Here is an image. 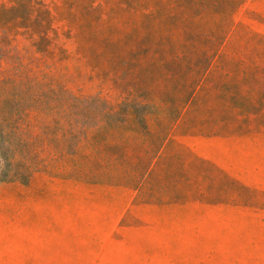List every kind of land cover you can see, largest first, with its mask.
Here are the masks:
<instances>
[{
    "label": "rangeland",
    "instance_id": "374dc122",
    "mask_svg": "<svg viewBox=\"0 0 264 264\" xmlns=\"http://www.w3.org/2000/svg\"><path fill=\"white\" fill-rule=\"evenodd\" d=\"M32 1L66 19L55 25L66 53L45 62L30 42H17V50L27 70L57 69L76 93L113 98L136 86L167 108L159 100H182L191 91L181 78L201 75L198 50L172 58L169 47L182 36L178 29L170 36L162 20L152 25V52L126 48L121 38L138 19L126 22L121 0ZM206 1L211 7L200 25L220 26L228 38L151 173L145 170L162 140V118L151 109L150 132L121 114L0 119V181L31 177L34 198L52 203L57 194L63 264H264V0ZM70 27L76 44L67 40ZM111 39L118 40L112 57ZM113 127L124 130H107ZM14 138L23 144H10ZM75 147L73 173L63 155ZM121 151L126 160L112 163L110 153ZM111 165H118L112 179L96 175V167Z\"/></svg>",
    "mask_w": 264,
    "mask_h": 264
},
{
    "label": "trees",
    "instance_id": "16d2710c",
    "mask_svg": "<svg viewBox=\"0 0 264 264\" xmlns=\"http://www.w3.org/2000/svg\"><path fill=\"white\" fill-rule=\"evenodd\" d=\"M205 1L121 0L120 2L121 6L128 9V11L125 10L126 22L138 19V25L131 28L127 35L121 38L126 48L135 50L138 47L141 52H152L149 50L153 36L152 25L156 20H162L171 29L170 36L175 29H178L182 36L181 42L178 44L171 43L172 45L169 47L174 60H180L184 57L187 47L198 50L201 53L200 58H203V61L199 58L200 61L196 64L198 72H201L200 77L194 79L181 78L182 87L189 83L191 91L187 92L186 98L182 100H159L164 105L166 102L168 104L167 108L160 107L154 101L155 98L150 91L140 92L136 86H134V90H125L122 95L114 96L113 98L101 93L83 95L69 89L57 69L53 70L37 66L27 70L28 64L24 60V55L17 50V42H30L37 60L47 62L58 59L59 53L65 54L66 50L59 45V26L55 25L66 19H57L43 4L32 0H7V3L0 2V119L27 118L31 116L75 117L121 114L127 118H134L133 120L136 118L140 119L142 122L140 125L144 127L143 129L150 132L151 130L147 125V116L154 113L159 118H162L159 121L160 124H158L162 129V140L156 154L151 155L149 158L145 172L146 174L151 173L165 143L168 141L170 132L173 131L175 124L185 115L187 109L194 101L196 88L202 83L204 74L211 68L214 59L220 55L221 49L228 38V31L223 30L220 26L204 28L200 25L202 16L211 7V4ZM217 14L213 13L214 16ZM144 20L150 25V35L149 27L143 22ZM68 26L67 24L65 27ZM68 32L69 37L67 40L74 41L76 44L77 38H79L77 30L70 27ZM112 34L116 38H120V30L118 28H113ZM202 39L203 42L200 41ZM109 42L110 57H112L118 40L111 39ZM91 64L95 69L97 64L90 61L89 65L92 66ZM180 65L175 64V67L178 68ZM178 69L183 72L185 66L181 65ZM108 70V73L113 71L111 68ZM141 82L148 84L147 81ZM148 109H151L152 113L148 112ZM172 109L175 112L173 111L172 113ZM66 123L72 125L74 122L68 121ZM79 130L87 134L89 129L81 127ZM107 130L123 132L124 129L119 127L114 129L113 127ZM190 133L194 134L193 131ZM11 143L12 145L23 144V141L14 138ZM76 151L77 147L73 149V154L64 151L63 155L64 165L72 168L74 170L73 173L77 169ZM88 158L90 159V156L87 153L82 155V159L88 160ZM126 158L127 155L124 151L110 153L109 156L112 163L117 160L123 163ZM117 166L111 165L107 171H104L102 166H98L95 168L96 175L112 179Z\"/></svg>",
    "mask_w": 264,
    "mask_h": 264
},
{
    "label": "crops",
    "instance_id": "0c3cea01",
    "mask_svg": "<svg viewBox=\"0 0 264 264\" xmlns=\"http://www.w3.org/2000/svg\"><path fill=\"white\" fill-rule=\"evenodd\" d=\"M27 182L0 181V264H63L58 196L34 198Z\"/></svg>",
    "mask_w": 264,
    "mask_h": 264
}]
</instances>
